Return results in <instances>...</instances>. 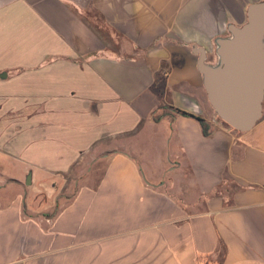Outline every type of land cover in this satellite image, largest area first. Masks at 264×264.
Instances as JSON below:
<instances>
[{
    "label": "crops",
    "instance_id": "1",
    "mask_svg": "<svg viewBox=\"0 0 264 264\" xmlns=\"http://www.w3.org/2000/svg\"><path fill=\"white\" fill-rule=\"evenodd\" d=\"M256 1L0 0V264H264V109L220 121L198 67Z\"/></svg>",
    "mask_w": 264,
    "mask_h": 264
},
{
    "label": "water",
    "instance_id": "2",
    "mask_svg": "<svg viewBox=\"0 0 264 264\" xmlns=\"http://www.w3.org/2000/svg\"><path fill=\"white\" fill-rule=\"evenodd\" d=\"M198 49V67L216 114L237 131H250L264 109V0L249 5L245 23L215 39L216 62H208L205 50Z\"/></svg>",
    "mask_w": 264,
    "mask_h": 264
},
{
    "label": "rangeland",
    "instance_id": "3",
    "mask_svg": "<svg viewBox=\"0 0 264 264\" xmlns=\"http://www.w3.org/2000/svg\"><path fill=\"white\" fill-rule=\"evenodd\" d=\"M166 106L170 105L168 103L165 104ZM170 110H168V112H170ZM217 117L219 118V116L217 115ZM220 119V118H219ZM220 121H222L220 119ZM146 147V146H145ZM147 149V154L150 156H152L154 154L153 150L150 147H146ZM105 162L101 161L98 164L95 165L96 169L93 170V173H91L90 177H87V167H83V166H76L71 172L66 173L65 176V185L62 186V191H66L65 193L67 194V198L70 197V194L73 192L74 188H75V181L80 179L81 182L85 183V182H96L100 176V173L102 171V167L103 164ZM98 165V166H97ZM87 177V178H86ZM61 187V186H60ZM17 190H13V189H8V190H2L1 191V196L4 199H8V198H12L15 194H16ZM45 200L43 195H39V197H37V200L35 201V204L40 203V201Z\"/></svg>",
    "mask_w": 264,
    "mask_h": 264
},
{
    "label": "trees",
    "instance_id": "4",
    "mask_svg": "<svg viewBox=\"0 0 264 264\" xmlns=\"http://www.w3.org/2000/svg\"><path fill=\"white\" fill-rule=\"evenodd\" d=\"M168 110H170V107L169 106H166L165 104H163V111L161 113H158L157 115H155V119L156 120H159L162 116H164L165 114L168 113ZM178 112H181L182 114H185L187 115L188 113L186 111H182L180 109H176ZM201 124H202V127H203V132L208 135L210 133V124L205 120V118L203 117H198ZM226 251V248H225V245H222V256L221 258L219 259V261L217 262V264H222L223 263V259H224V253Z\"/></svg>",
    "mask_w": 264,
    "mask_h": 264
}]
</instances>
